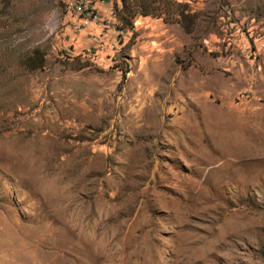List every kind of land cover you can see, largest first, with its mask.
<instances>
[{
    "label": "rangeland",
    "instance_id": "obj_1",
    "mask_svg": "<svg viewBox=\"0 0 264 264\" xmlns=\"http://www.w3.org/2000/svg\"><path fill=\"white\" fill-rule=\"evenodd\" d=\"M147 1L0 0V264H264V0Z\"/></svg>",
    "mask_w": 264,
    "mask_h": 264
},
{
    "label": "trees",
    "instance_id": "obj_2",
    "mask_svg": "<svg viewBox=\"0 0 264 264\" xmlns=\"http://www.w3.org/2000/svg\"><path fill=\"white\" fill-rule=\"evenodd\" d=\"M137 5L132 9V2L130 3L129 0H123L122 6L124 11H128L131 13V17H128L127 15L120 16L123 21V25H126L128 23L132 24L130 21L131 18L137 14L140 13L142 15H149V14H156L158 16H161L164 14L162 11H159L156 13L155 10H153V2L147 1V0H135ZM178 11L177 12H170L168 11V14L164 15L165 21H172V22H178L180 23L186 32L190 33L194 31L197 21L199 19V15L197 12L192 11L188 4L182 3V2H175ZM117 7V12H118ZM121 11V10H120Z\"/></svg>",
    "mask_w": 264,
    "mask_h": 264
},
{
    "label": "built area",
    "instance_id": "obj_3",
    "mask_svg": "<svg viewBox=\"0 0 264 264\" xmlns=\"http://www.w3.org/2000/svg\"><path fill=\"white\" fill-rule=\"evenodd\" d=\"M67 9L76 14L78 21L74 22L75 29L81 31L91 26L94 22H99L103 24V19L101 17L102 9L101 5L106 0H62ZM111 4H108L106 11L114 14L117 11L118 4L120 0H108ZM107 5V4H106Z\"/></svg>",
    "mask_w": 264,
    "mask_h": 264
},
{
    "label": "crops",
    "instance_id": "obj_4",
    "mask_svg": "<svg viewBox=\"0 0 264 264\" xmlns=\"http://www.w3.org/2000/svg\"><path fill=\"white\" fill-rule=\"evenodd\" d=\"M101 9H104L103 5H101Z\"/></svg>",
    "mask_w": 264,
    "mask_h": 264
}]
</instances>
